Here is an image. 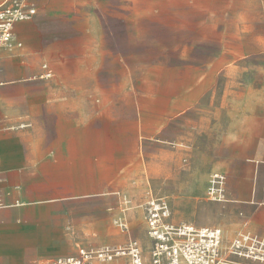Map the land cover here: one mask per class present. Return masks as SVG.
<instances>
[{"label": "crops", "instance_id": "crops-1", "mask_svg": "<svg viewBox=\"0 0 264 264\" xmlns=\"http://www.w3.org/2000/svg\"><path fill=\"white\" fill-rule=\"evenodd\" d=\"M33 1L39 14L52 12L50 0ZM39 21L17 23L15 37L22 46L0 49V262L46 263L78 256L80 247L109 246L112 258L94 256L92 264H131L128 253L114 255V250L136 239L145 264H152L154 239L144 204L131 200L125 212L128 232L115 224L128 206L122 192L138 187L137 140L123 135V128H137L136 105L132 111L123 103L122 92L128 91L121 89L58 86L55 70L45 62V28ZM44 64L53 77H42ZM185 121L182 114H165L161 128H152L148 137L169 141L171 123ZM176 135L180 140L184 131L177 129ZM193 135L195 141L210 138V152L201 141L194 148L225 174L226 200L209 204L200 197L192 216L185 204L173 213L168 200L167 222L220 227L226 240L241 231L264 238V104L236 116L225 105L199 106ZM140 170L147 180L159 171L167 174L169 154L162 152L160 168L150 157Z\"/></svg>", "mask_w": 264, "mask_h": 264}, {"label": "rangeland", "instance_id": "rangeland-1", "mask_svg": "<svg viewBox=\"0 0 264 264\" xmlns=\"http://www.w3.org/2000/svg\"><path fill=\"white\" fill-rule=\"evenodd\" d=\"M50 3L52 12L39 14L36 6L28 21L39 18L45 28V62L55 70L58 86L121 89L128 91L122 92L123 103L132 111L136 105L137 128H123V135L137 140L138 187L122 192V199L145 208L153 194L167 198L173 213L185 204L191 216L200 197L214 202L207 187L218 170L195 151L200 141L204 150L213 149L210 138L195 141L194 116L199 106L225 105L236 116L264 104V0ZM165 114L184 115L185 125L171 123L169 141L151 139ZM177 129L184 131L180 140ZM162 152L169 154V172L147 180L140 169L150 157L160 168Z\"/></svg>", "mask_w": 264, "mask_h": 264}, {"label": "built area", "instance_id": "built-area-1", "mask_svg": "<svg viewBox=\"0 0 264 264\" xmlns=\"http://www.w3.org/2000/svg\"><path fill=\"white\" fill-rule=\"evenodd\" d=\"M36 6L29 0H5L0 3V49L13 50L22 43L15 37V26L33 19ZM43 68L45 78L53 77L47 64ZM207 197L213 201L226 200V176L214 172L209 179ZM129 205L131 199L123 198ZM115 219V224L128 232L126 210ZM148 233L154 239L151 249L152 264H239L234 257L248 258L264 263V238L249 231H241L231 240H226L220 227H198L192 224L173 225L167 222L171 215L168 200L164 197L151 198L145 204ZM113 247L102 246L96 251L80 247L78 256L59 258L39 264H92L97 256L103 260L112 258ZM129 254L131 264H145L143 250L136 239L126 246L115 247L114 255ZM0 264H2L0 262Z\"/></svg>", "mask_w": 264, "mask_h": 264}]
</instances>
